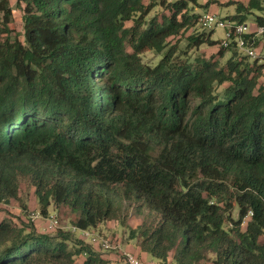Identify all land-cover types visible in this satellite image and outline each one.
I'll list each match as a JSON object with an SVG mask.
<instances>
[{"label": "trees", "instance_id": "trees-1", "mask_svg": "<svg viewBox=\"0 0 264 264\" xmlns=\"http://www.w3.org/2000/svg\"><path fill=\"white\" fill-rule=\"evenodd\" d=\"M195 1L161 0L169 13L148 19L156 0H16L22 40L0 0V213L22 178L44 216L78 212L56 234L0 217V264H117L81 230L124 224L135 203L156 218L130 236L165 264H264V64L214 40ZM236 4L225 19L264 11ZM203 44L220 48L189 54Z\"/></svg>", "mask_w": 264, "mask_h": 264}, {"label": "rangeland", "instance_id": "rangeland-1", "mask_svg": "<svg viewBox=\"0 0 264 264\" xmlns=\"http://www.w3.org/2000/svg\"><path fill=\"white\" fill-rule=\"evenodd\" d=\"M13 10V21L11 23V27L13 28V35L17 34L20 39L24 40V30H23V11L20 7L17 6L16 0H10ZM146 2H152V0H145ZM158 4L152 9L150 14L148 15V19L153 16H161L163 13H169L166 7L161 5V0H156ZM249 0H196V3H193V10L196 13H207L212 12L216 13L220 17L229 18L236 12V3L243 2L245 4L248 3ZM206 3H209V6H205ZM264 15V11H254L247 13V22L251 24V28L255 29L256 25V15ZM132 24L131 22L129 25ZM199 26V25H198ZM200 28V26H199ZM201 29V28H200ZM199 31H202L199 30ZM209 32V30H206ZM224 29L221 27H215L214 32L212 34V38L214 40H221L224 37ZM187 44V35H185L179 44L181 48L186 47ZM220 46H213L209 44H203L198 48H192L189 51V54L192 57L197 55H205L210 57L212 54H216L219 50ZM234 53L233 49H226L224 57H220L221 64H226L228 58ZM142 60L144 63L154 65L156 64L161 55L152 50H146L141 54ZM20 200H14L7 207V209L0 213V217H8L13 220L17 225H34L36 230L40 233H51L56 234L60 230L68 231L74 225L76 217L78 216L77 211H72L68 206H60L59 208H55V206H51L49 209V214L44 216L41 213V207L38 202V198L35 193V187L32 185L31 181L27 178H22L20 180ZM37 214L39 217L37 218ZM56 215L59 220L60 227L54 231L48 230V216ZM33 215H36V218H32ZM125 222L122 224L118 220H111L109 222L101 224L99 228L93 229L95 233L100 234L104 237H107L116 243H120L122 249L129 244H133V247L140 245L141 238L136 237L132 238L130 236L131 229H136L141 226L144 221L152 222L155 220L156 216L154 213H151L150 210L138 203L131 204L128 206L125 211ZM236 218L238 215L237 209L234 210L233 213ZM245 228V225H243ZM87 242H90V238H85ZM116 249L105 252V256L109 258L112 262L117 264H126L123 260V250ZM132 251V250H131ZM133 253L137 256L144 264H150L141 254ZM208 259L202 261L200 264H214V254L209 253ZM79 259V263H81V258ZM162 263V262H160ZM165 264V263H162Z\"/></svg>", "mask_w": 264, "mask_h": 264}, {"label": "built area", "instance_id": "built-area-1", "mask_svg": "<svg viewBox=\"0 0 264 264\" xmlns=\"http://www.w3.org/2000/svg\"><path fill=\"white\" fill-rule=\"evenodd\" d=\"M199 24L207 29H214L218 26L221 27L225 32L224 37L221 39L223 46L229 47L230 45H234L240 53L247 55L252 61L264 64L263 47H256L250 44V38L248 37V35L252 33H255L256 36H260L264 32V27L256 25V29H252L251 24L248 22L239 23L230 21L212 12L202 13L199 17ZM38 217L39 214H37V218ZM32 218H36V215H33ZM59 227L57 216L53 214L49 215L48 230L54 231ZM71 228L74 231L77 230L75 226ZM81 235L84 238H90V243L99 247L100 250L104 252L120 249V243H116L92 230H81ZM122 257L126 264H144L137 256L128 251H124Z\"/></svg>", "mask_w": 264, "mask_h": 264}, {"label": "crops", "instance_id": "crops-1", "mask_svg": "<svg viewBox=\"0 0 264 264\" xmlns=\"http://www.w3.org/2000/svg\"><path fill=\"white\" fill-rule=\"evenodd\" d=\"M255 29H256V27H255ZM261 47H263V49H264V42L262 43ZM124 247H125V249L124 248L122 249V247L120 245V249H122L123 251L134 252V253L136 252L139 255L141 254L150 264H162V263H164V262L160 261L159 259L154 258L153 256H151L147 252L143 251L141 249L140 245L133 247V244H129V245L124 246ZM160 262H162V263H160Z\"/></svg>", "mask_w": 264, "mask_h": 264}]
</instances>
